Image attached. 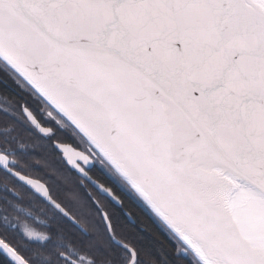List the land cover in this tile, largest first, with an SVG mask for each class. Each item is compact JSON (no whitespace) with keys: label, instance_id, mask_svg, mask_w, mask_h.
Masks as SVG:
<instances>
[{"label":"snow or ice","instance_id":"snow-or-ice-1","mask_svg":"<svg viewBox=\"0 0 264 264\" xmlns=\"http://www.w3.org/2000/svg\"><path fill=\"white\" fill-rule=\"evenodd\" d=\"M0 65L28 94L25 120L70 137L53 145L91 181L125 264H140L113 225L125 201L173 241L175 264H264V0H0ZM14 230L0 226V264H32Z\"/></svg>","mask_w":264,"mask_h":264},{"label":"trees","instance_id":"trees-1","mask_svg":"<svg viewBox=\"0 0 264 264\" xmlns=\"http://www.w3.org/2000/svg\"><path fill=\"white\" fill-rule=\"evenodd\" d=\"M3 75H7V69L5 66L0 65V78H3ZM1 85L0 83V87H2ZM0 91L3 92L4 90L2 89ZM3 93L7 94L5 92ZM19 125L13 117L0 110L1 141L15 144L17 141H20L21 144H24L27 153L36 157L39 161L46 163L48 159L53 160V157L57 155L54 147L51 145L50 147L40 148V141L38 145L37 142H32L31 139L37 138ZM49 171L54 172L56 170L51 166ZM59 171L63 172L64 170L60 169ZM11 182L13 184L16 183L13 179H11ZM57 182V187L63 189V196L66 198V209L83 225L86 232L83 233L78 230L70 221L66 220L54 210H47V206L44 211L49 214V233L52 234L56 230L54 229L56 227L55 225H57L59 228H56L61 229L63 234L75 233V238H73L71 243L67 241L62 243L61 249L56 246V249H58L56 251H54V242L51 240L45 246L35 244L37 251L40 250V254H37L32 259V264H65V261L60 259L59 251L67 254L75 252L77 254L72 253V255L74 254L76 256L78 254L85 255L90 260V264H97V261L105 262L108 260L107 255L121 252V249L110 242V238H108L109 236L104 230L103 221L98 215L95 206L92 204L91 196L87 192L91 191L95 195V190L90 186L86 188V191L85 189H80L78 186L74 188L67 183H61L59 180ZM19 186L22 187L21 185ZM10 187L12 188V184ZM12 203V193L0 192V218L1 215L6 216L11 214ZM125 208L131 215L133 223L120 213L116 207L112 206L115 233L118 238L126 240L136 246L140 253V264H167L168 260H172L173 264H175L174 257L171 253V249L174 246L173 241L170 240L152 216L147 214L140 206L130 201H127ZM74 255L73 257H75ZM43 256L47 259H44ZM183 264H190V261L185 260Z\"/></svg>","mask_w":264,"mask_h":264},{"label":"flooded vegetation","instance_id":"flooded-vegetation-1","mask_svg":"<svg viewBox=\"0 0 264 264\" xmlns=\"http://www.w3.org/2000/svg\"><path fill=\"white\" fill-rule=\"evenodd\" d=\"M0 83L2 84L1 85L2 87H0V90L3 89L4 90L3 92L7 93V94H4L2 91H0V110L10 115L11 117H13L18 122V124H20L19 126H22L26 130H28V132L32 136L37 138V139H31L32 142H37V145H38L40 141V145H39L40 148H45V147H50L51 145L54 147L53 145L54 140L70 139V137H67L66 134L61 132L58 126H55V125L54 127H56V132L53 136H50V137L41 136L25 120V118L23 117L19 109V104L23 100L28 99V94L21 91L17 85L11 82L10 78L7 82H5L4 79L1 77ZM31 103L33 105L36 104L35 101H31ZM37 115H39L38 112H37ZM0 145L3 146L4 151L8 154L7 155V167L9 169L17 173L23 174L26 177H30L32 179L38 180L41 183H43L47 187L52 199L59 201L62 205H64L65 208H66L65 206L66 198H64L63 196L64 195L63 189H59L57 187V183H58L57 180L61 181V183H64V184L67 183L71 187H74V188H77L78 186L80 189H85L86 191H87L86 188H89L88 186L92 187L88 181L84 180V178L77 175L75 172H72L69 170V168L64 164L59 152L56 150L55 147L54 149L56 150L57 155L53 157V160L48 159L46 163H43L39 161V159H37L36 157L29 155L27 153V150L24 148L25 147L24 144H21L20 141H17L15 144V143H9V142L5 143L0 140ZM51 166L56 171L50 172L49 169H51ZM58 168L64 171L61 172L59 171L60 169ZM101 171L102 170H99V169H92V174L94 175L93 178L103 180L104 176L100 174ZM11 179L15 180L16 183L13 184V182H11ZM11 184H12V188L10 187ZM19 185H21L22 187H20ZM4 191L10 192L13 194V203L11 205L12 211H11V216H10L12 217V219L10 223H7L6 221L9 219L8 216L1 215L0 226H8V225L15 226V230L11 231V235H13L16 238L17 242L22 247L28 250V252L31 254L32 259L35 258L37 254H40L39 253L40 250L37 251L35 244L38 246H45L51 240L52 242H54L53 243L54 249H55L54 251H56L58 250L56 249V246H58L59 249H61L62 243L66 241L68 243L69 242L71 243L73 241V238H75V233L71 232V233H68V235L64 233L65 234L64 235L61 232V229L56 228L58 227L57 225H55L56 227H54V229L56 230L52 232V234L49 233L48 231V229L50 228L49 220H48L49 214H47L44 210L48 206L47 210L50 211V209H52L55 212L57 211L54 208H52V206H50L45 200H43L41 197L36 195L32 190L24 186L16 178L10 175L6 170L0 167V192H4ZM87 192L89 193V191ZM34 196L37 198H35ZM113 206L116 207V209L120 211V213H122L125 217H127L133 223L132 217L125 207L120 208L118 205H113ZM71 216L75 219V217L72 214ZM77 222L80 225H82L79 221ZM20 223H27L29 228L37 231L38 233H41L44 239L38 240L34 237H31V238L26 237V235H24V233L20 230V227H19ZM110 242L116 246V244H114L111 239H110ZM121 252L112 253V255H107L108 257L107 261L105 262L97 261L96 263L97 264H125V258L122 255H119ZM72 253L77 254L75 252H72ZM72 253L67 254L63 251H59V256L66 254L68 257L72 259L79 257L74 254L73 255L75 257H73ZM43 258L47 259L45 256H43ZM78 262L82 264H88V263H83L81 261H78Z\"/></svg>","mask_w":264,"mask_h":264},{"label":"water","instance_id":"water-1","mask_svg":"<svg viewBox=\"0 0 264 264\" xmlns=\"http://www.w3.org/2000/svg\"><path fill=\"white\" fill-rule=\"evenodd\" d=\"M57 150V149H56ZM0 167L3 168L4 170H6L10 175H12L14 178H16L19 182H21L24 186H26L27 188H29L30 190H32L36 195H38L39 197H41L43 200H45L50 206H52V204L50 203L49 199L43 197L40 193L36 192L30 185H28L27 183L21 181L20 179H18V177L14 174L17 173L11 169H9L8 167L5 168L3 166V164H0ZM84 178V180L88 181L91 184V181H89L86 177H82ZM38 181V180H37ZM40 182V181H39ZM91 186L93 187V185L91 184ZM52 208H54L52 206ZM55 209V208H54ZM56 210V209H55ZM72 217V216H71ZM68 221H70L73 225H75L80 231H82L83 233H85V229L83 228L82 225H80L73 217L71 219L66 218ZM64 255V254H63ZM70 258V257H69ZM72 259V258H71ZM76 264H82L78 261H76Z\"/></svg>","mask_w":264,"mask_h":264},{"label":"rangeland","instance_id":"rangeland-1","mask_svg":"<svg viewBox=\"0 0 264 264\" xmlns=\"http://www.w3.org/2000/svg\"><path fill=\"white\" fill-rule=\"evenodd\" d=\"M6 216H8V220L6 221L7 223H10V221H11V219H12V217H10L11 216V214L10 215H6ZM19 227H20V230L24 233V230L25 229H31V228H29L28 227V224L27 223H20L19 224ZM32 230V229H31ZM34 233H36V235L34 236V238H36V239H38V240H43L44 239V237H43V235L41 234V233H38L37 231H35V230H32ZM24 235H25V233H24ZM78 256L79 257H81V262H83V263H89L90 262V260L87 258V257H85L84 255H79L78 254Z\"/></svg>","mask_w":264,"mask_h":264}]
</instances>
